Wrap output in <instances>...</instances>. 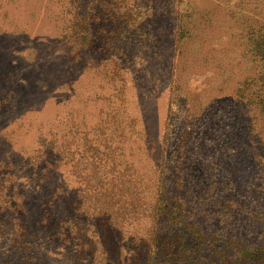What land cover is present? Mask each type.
<instances>
[{
  "label": "rangeland",
  "instance_id": "obj_1",
  "mask_svg": "<svg viewBox=\"0 0 264 264\" xmlns=\"http://www.w3.org/2000/svg\"><path fill=\"white\" fill-rule=\"evenodd\" d=\"M0 264H264V0H0Z\"/></svg>",
  "mask_w": 264,
  "mask_h": 264
}]
</instances>
